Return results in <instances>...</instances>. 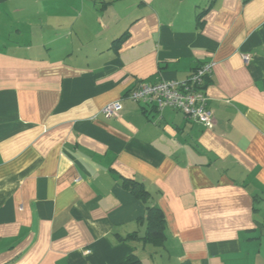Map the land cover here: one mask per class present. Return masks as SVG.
Returning <instances> with one entry per match:
<instances>
[{
  "label": "crops",
  "instance_id": "crops-1",
  "mask_svg": "<svg viewBox=\"0 0 264 264\" xmlns=\"http://www.w3.org/2000/svg\"><path fill=\"white\" fill-rule=\"evenodd\" d=\"M0 5V264H264V0ZM211 61L212 128L128 98Z\"/></svg>",
  "mask_w": 264,
  "mask_h": 264
},
{
  "label": "built area",
  "instance_id": "built-area-1",
  "mask_svg": "<svg viewBox=\"0 0 264 264\" xmlns=\"http://www.w3.org/2000/svg\"><path fill=\"white\" fill-rule=\"evenodd\" d=\"M244 60L248 62L249 56H244ZM214 66L215 63L212 61L198 66L187 79L182 81L140 83L129 92L128 98L138 103L152 105L159 111L165 108L175 109L182 112L188 120L212 128L215 120L213 111L209 108L206 80L212 77ZM121 109V101H116L107 104L102 109V113L112 117Z\"/></svg>",
  "mask_w": 264,
  "mask_h": 264
},
{
  "label": "trees",
  "instance_id": "trees-1",
  "mask_svg": "<svg viewBox=\"0 0 264 264\" xmlns=\"http://www.w3.org/2000/svg\"><path fill=\"white\" fill-rule=\"evenodd\" d=\"M125 186L132 191V193L144 202H148V192L137 182L128 180ZM148 212V235L147 238L154 240L156 243H162L165 237L166 220L162 210L157 206H147ZM121 264H142L141 260L136 255L129 256Z\"/></svg>",
  "mask_w": 264,
  "mask_h": 264
},
{
  "label": "rangeland",
  "instance_id": "rangeland-1",
  "mask_svg": "<svg viewBox=\"0 0 264 264\" xmlns=\"http://www.w3.org/2000/svg\"><path fill=\"white\" fill-rule=\"evenodd\" d=\"M2 8H3V9H6L7 6L0 5V27H1V25H3V24H2V21H3L4 23H6L7 21H9V19H8L6 16H4L5 12L2 11ZM10 8H11V7H10ZM11 10H12V8H11ZM3 16H4V18H3ZM13 17H14V14L10 13L9 18H13ZM13 19H14V18H13ZM15 20H16V19H15ZM0 45H2V44H0Z\"/></svg>",
  "mask_w": 264,
  "mask_h": 264
}]
</instances>
